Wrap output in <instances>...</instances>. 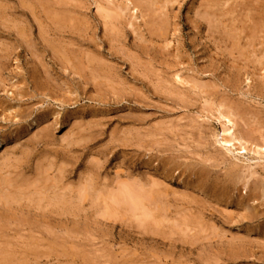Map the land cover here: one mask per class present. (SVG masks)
Returning <instances> with one entry per match:
<instances>
[{
  "label": "rangeland",
  "instance_id": "374dc122",
  "mask_svg": "<svg viewBox=\"0 0 264 264\" xmlns=\"http://www.w3.org/2000/svg\"><path fill=\"white\" fill-rule=\"evenodd\" d=\"M218 1L238 49L209 0H0V257L264 264V0Z\"/></svg>",
  "mask_w": 264,
  "mask_h": 264
},
{
  "label": "bare ground",
  "instance_id": "6f19581e",
  "mask_svg": "<svg viewBox=\"0 0 264 264\" xmlns=\"http://www.w3.org/2000/svg\"><path fill=\"white\" fill-rule=\"evenodd\" d=\"M19 1V0H18ZM37 1V0H36ZM132 1V0H131ZM139 1V0H138ZM140 1H142V0H140ZM228 1L229 0H227V1H225V2H227L228 3ZM69 2V1H68ZM108 2H109V0H108ZM147 2V1H146ZM145 2V3H146ZM162 2V1H161ZM165 2V1H164ZM170 2V1H169ZM209 2H211V4L209 3V5H208V7L209 8H212L213 7V10H212V12L213 13H210V15H211V17H212V14H213V16H214V23H218V25L220 24V26H221V28L223 29V31L222 30H220V26H217V25H215L214 26V28L216 29V28H218V31L221 33V32H223V34H222V36H221V38L223 39V41L224 42H231L230 44H232V47L234 46H236V44H234V42H233V40H234V38H236L237 40H242V42H244V40L243 39H245V37L246 36H248V34H246V33H244L245 31H248V30H245V28H244V26H246L247 24H246V20H248V19H246V20H243V21H239V20H236L234 17H229V16H232L231 15V13L233 12V9H231L229 6L228 7H225V5L222 3V9H215V7H219V5H221V3H219L220 1H218V0H209ZM259 2V1H258ZM23 3V2H22ZM22 3H21V5H22ZM62 3V2H61ZM97 3V2H96ZM135 3V2H134ZM132 3V6L133 5H136L137 3ZM141 3V2H140ZM139 3V4H140ZM159 3H160V1H159ZM166 3V2H165ZM206 3V2H205ZM69 4V3H68ZM115 4H116V2H115ZM147 4V3H146ZM151 4H152V2H151ZM157 4V3H156ZM155 4V5H156ZM226 4V3H225ZM235 4V3H234ZM247 4V3H246ZM58 5V4H57ZM66 5V4H65ZM70 5V4H69ZM143 5H145V4H143ZM257 5H259V4H257ZM138 6V5H137ZM145 6H147V5H145ZM153 6V5H152ZM164 6V5H163ZM207 6V5H206ZM150 7V6H149ZM153 7H155V6H153ZM200 7H202V6H200ZM7 8V7H6ZM116 8H118V6L116 7ZM138 8H140V7H138ZM141 8H142V6H141ZM205 8V7H204ZM22 9V8H21ZM48 9V8H47ZM147 9V8H146ZM150 9V8H149ZM148 9V10H149ZM152 9V8H151ZM154 9H157V7H155ZM158 9H160V8H158ZM157 9V10H158ZM206 9H208V8H206ZM215 9V10H214ZM18 10V9H17ZM118 10V9H117ZM156 10V11H157ZM163 10V9H162ZM6 11V10H5ZM106 11V10H105ZM114 11V10H113ZM119 11V10H118ZM206 11V10H205ZM208 11H209V9H208ZM126 12V11H125ZM158 12H159V10H158ZM197 12V11H196ZM204 12V11H203ZM217 12V13H216ZM237 12V11H236ZM257 12V11H256ZM103 13H105V12H103ZM157 13V12H156ZM166 13V12H165ZM205 13V12H204ZM234 14H235V12H233ZM239 13V12H238ZM240 13H241V11H240ZM106 14V13H105ZM112 14V13H111ZM114 14V13H113ZM155 14V13H154ZM153 14V15H154ZM63 15V14H62ZM107 15V14H106ZM110 15V14H109ZM117 15V14H116ZM260 15V14H259ZM217 18H216V17ZM238 16V15H237ZM101 17V16H100ZM106 17V16H105ZM109 17V16H108ZM115 17V16H114ZM157 17H159V15L157 16ZM208 17V16H207ZM55 18V17H54ZM54 18H53V20H54ZM57 18V17H56ZM103 18V17H102ZM117 18V17H116ZM6 19V18H5ZM106 19H107V17H106ZM164 19V18H163ZM166 19V18H165ZM164 19V20H165ZM241 19H243V17H241ZM3 20V19H2ZM8 20V19H7ZM52 20V19H51ZM104 20V19H103ZM109 20V19H108ZM249 20H251V18H249ZM256 20V19H255ZM60 21V20H59ZM111 21V20H110ZM116 21V20H115ZM158 21V20H157ZM159 21H162V20H159ZM158 21V22H159ZM166 21V20H165ZM261 21V20H260ZM51 22H53V21H51ZM70 22V21H69ZM112 22V21H111ZM118 22V21H117ZM236 22H237V24H236ZM243 22V23H242ZM248 23H249V21H247ZM252 22H253V19H252ZM257 22V21H256ZM66 23H67V21H66ZM58 24V23H57ZM70 24H71V22H70ZM112 24V23H111ZM114 24V23H113ZM148 24V23H147ZM156 24H157V22H156ZM164 24V23H163ZM207 24V23H206ZM262 24V23H261ZM56 25V24H55ZM159 25V24H158ZM237 25H241L240 27H242V28H240L239 30L240 31H238L237 30V37L236 36H234V35H232V33L231 32H233L234 34H235V30L236 29H238L239 27L237 26ZM263 25V24H262ZM114 26V25H113ZM118 26V25H117ZM161 26V25H160ZM55 27V26H54ZM115 27V26H114ZM149 27V26H148ZM247 27H248V25H247ZM60 28V27H59ZM161 28H162V26H161ZM244 28V29H243ZM253 28V27H252ZM148 29H150V28H148ZM152 29H154L155 30V28H152ZM158 29V28H157ZM250 29H251V25H250ZM118 30V29H117ZM153 30V32H155ZM254 30H256V29H254ZM149 31V30H148ZM235 31V32H234ZM249 32V31H248ZM251 32H254V31H251ZM156 33V32H155ZM230 33V34H229ZM243 33V34H242ZM255 33H256V31H255ZM254 34V33H253ZM252 34V35H253ZM11 32H10V29L7 27V25H2V24H0V36H2V38H4L5 40H7V39H9L10 37H11ZM13 35H15V34H13ZM104 35V34H103ZM157 35V34H156ZM260 35V34H259ZM251 37V36H250ZM253 38H255V37H253ZM11 39V38H10ZM81 39V38H80ZM90 39V38H89ZM261 39V38H260ZM232 40V41H231ZM246 40V39H245ZM92 41V40H91ZM237 43V42H236ZM222 44V43H221ZM238 44V43H237ZM247 45L246 46H254V41L253 40H250L249 42H247L246 43ZM6 45H7V43H4L1 47H0V51H2V53H5L4 54V56H8V52L6 51ZM223 45V44H222ZM239 45V44H238ZM243 45V44H242ZM241 45V46H242ZM221 46V45H220ZM228 46V45H227ZM224 47V46H223ZM232 47H230V49L232 48ZM233 47V48H234ZM240 47V46H239ZM245 47V46H244ZM249 47V48H250ZM259 48H260V46H258ZM224 48H227V47H224ZM228 48H229V46H228ZM227 48V49H228ZM236 48V47H235ZM247 48V47H246ZM236 49H238V48H236ZM242 49H243V47H242ZM241 49V50H242ZM251 49V48H250ZM232 50V49H231ZM231 50H229V54L231 53L230 51ZM246 50V49H245ZM233 51V50H232ZM251 51V50H250ZM240 52H242V51H240ZM20 53V52H19ZM239 53V52H238ZM252 53V52H251ZM54 55V54H53ZM232 55V54H231ZM241 55V54H240ZM240 55H238V56H240ZM247 55V54H246ZM242 56L243 55H241L240 57L242 58ZM260 56V55H259ZM264 56V55H263ZM230 57V56H229ZM235 57V56H234ZM256 57V56H255ZM251 58V57H250ZM258 58V57H257ZM7 59V58H6ZM236 60H237V57L235 58ZM238 59H239V57H238ZM247 59H249V57L247 58ZM252 59V58H251ZM251 59H249V61L251 60ZM259 59H261V58H259ZM51 60V59H50ZM253 60V59H252ZM251 60V61H252ZM65 61V60H64ZM248 60H246V62H247ZM250 61V62H251ZM260 61V60H259ZM258 61V62H259ZM245 62V61H244ZM255 62V61H254ZM253 63V62H252ZM248 64V63H247ZM254 64V63H253ZM67 65H68V63H67ZM260 65V64H259ZM258 64H257V66H259ZM254 66V65H253ZM261 66V65H260ZM69 67V66H68ZM0 70H1V68H0ZM178 76V75H177ZM176 76V77H177ZM231 77V76H230ZM178 78H179V76H178ZM177 79V78H176ZM178 80V79H177ZM180 80V79H179ZM249 81H250V78L248 79ZM248 81V82H249ZM176 83H179V82H175V84ZM141 86H142V84H141ZM260 88V90H259V92L260 93H262L263 91H264V86H261L260 84L258 85ZM257 86V87H258ZM245 87H246V84H245ZM225 90V89H224ZM226 91V90H225ZM257 91V90H256ZM229 92V91H228ZM27 94V93H26ZM253 95V94H252ZM256 95V94H255ZM259 95V94H258ZM18 96V95H17ZM262 96V95H261ZM260 97V96H259ZM263 97V96H262ZM257 98H258V96H257ZM252 99V98H251ZM55 100H57V99H55ZM261 100V99H260ZM263 100V99H262ZM261 100V101H262ZM30 105V104H29ZM211 105V104H210ZM230 105V104H229ZM257 105V104H256ZM31 106V105H30ZM35 106V105H34ZM208 106V105H207ZM212 106V105H211ZM216 106H218V105H216ZM220 106H222V105H220ZM29 107V106H28ZM225 107V106H224ZM12 108V107H11ZM10 108V109H11ZM217 108H219V107H217ZM229 108H231V107H229ZM6 109V108H5ZM9 109V110H10ZM16 109V108H15ZM14 109V110H15ZM8 110V109H7ZM8 110V111H9ZM16 110H18V108L16 109ZM219 110V109H218ZM11 111V110H10ZM9 111V112H10ZM220 111V110H219ZM12 112V111H11ZM10 112V113H11ZM13 113V112H12ZM19 113V112H18ZM56 114V113H55ZM28 115V114H27ZM7 116H10V114H8ZM6 116V117H7ZM14 116V115H13ZM219 116L221 117V118H224V119H226V121H227V123H231V121H230V119H229V117H226V116H224V115H222L221 113H219ZM2 117V116H1ZM22 117H24V116H22ZM14 118V117H13ZM235 119V118H234ZM233 119V120H234ZM216 120V119H215ZM8 121H11V120H8ZM219 121V120H218ZM237 121V120H236ZM217 122V121H216ZM235 123V122H234ZM236 124H238V123H236ZM242 124V123H241ZM7 125V124H6ZM5 125V126H6ZM240 125V124H239ZM10 126V125H9ZM241 126V125H240ZM17 127V126H16ZM233 128V127H232ZM244 128V127H243ZM1 129V128H0ZM6 130V129H5ZM222 131V130H221ZM226 131H228V130H226ZM226 131H223L222 132V135H221V139L220 140H218V144H220V146H222L228 153H234L233 151H236V154L238 155V154H243V153H246V151H247V149L243 146V143H241L242 142V139H241V137H239L238 135L236 136H234L233 138H222L223 137V135H226L225 134V132ZM12 133H13V131H12ZM202 133V132H201ZM227 133V132H226ZM149 134V133H148ZM151 134V133H150ZM154 135V134H153ZM218 135V134H217ZM229 135V134H228ZM151 136V135H150ZM242 136V135H241ZM249 136V135H248ZM252 136V135H251ZM148 137V136H147ZM152 137H154V136H152ZM219 137V136H218ZM230 137V136H229ZM243 137V136H242ZM245 137V136H244ZM246 138V137H245ZM219 139V138H218ZM244 139V138H243ZM144 140H146V139H144ZM151 140H153V139H151ZM157 140V139H156ZM163 140V139H162ZM247 140V139H246ZM165 141V140H164ZM251 141V140H250ZM256 141V140H255ZM258 141V140H257ZM259 142V141H258ZM261 142V141H260ZM216 144V143H215ZM236 144H238L239 145V147H237L236 146ZM260 145H261V143H259ZM155 145H157V144H155ZM154 145V146H155ZM140 146V145H139ZM263 146V145H262ZM153 147V146H152ZM148 150H150V149H148ZM261 150H262V148H261ZM233 159V158H232ZM155 163V162H154ZM211 166V165H210ZM212 167V166H211ZM214 168V167H213ZM152 169H155V170H160V167H159V165L157 164V165H153L152 166ZM130 170V169H129ZM192 171V170H191ZM242 173H244V172H242ZM246 173V172H245ZM245 173L243 174V176L245 175ZM252 173L253 172H251V175H252ZM145 174V173H144ZM195 177H197L196 176V174L195 173H192ZM254 174V173H253ZM149 175V174H148ZM145 177H147V174H146V176ZM245 177V176H244ZM248 177V176H247ZM249 177H251V176H249ZM241 178H242V176H241ZM137 179V178H136ZM135 179V180H136ZM150 180V179H149ZM242 180H243V178H242ZM134 181V180H133ZM137 182H138V180H136ZM150 182H151V180H150ZM149 182V183H150ZM242 182V181H241ZM132 183V182H131ZM139 183V182H138ZM151 183H153V186H154V184H155V186L157 187L159 184L158 183H161L159 180H158V185L156 184V182H151ZM124 184H126V185H128L126 182H124ZM135 183H133L132 185H134ZM147 184L148 183H146V187H147V189H148V191L150 190L151 192L153 191V189H155L156 187H152V184H149L150 186H151V188L149 189L148 188V186H147ZM165 184V183H164ZM192 184V183H191ZM140 185H142V184H140L139 183V186ZM144 185V184H143ZM161 186H162V184H161ZM121 187H123V186H121ZM127 187V186H126ZM128 187H129V185H128ZM127 187V188H128ZM132 187V186H131ZM130 187V188H131ZM136 188H139L138 186H135ZM145 187V188H146ZM162 187H164V186H162ZM165 187H166V185H165ZM164 187V188H165ZM167 187H169V185L167 186ZM124 188V187H123ZM135 188V189H136ZM158 188V187H157ZM156 188V189H157ZM142 189H144V187H142ZM142 189H140L139 188V195L142 193V194H144L145 192H144V190L143 191H140V190H142ZM130 190H134V187L132 188V189H129V191ZM138 190V189H137ZM159 190V189H158ZM186 190V189H185ZM123 191V190H122ZM146 191V190H145ZM150 191L149 192H146L144 195H148L149 193H150ZM125 192L127 193V191L125 190ZM134 192V191H133ZM136 192V191H135ZM185 192V191H184ZM188 192V191H187ZM125 193V194H126ZM160 193V192H159ZM122 194H124V193H122ZM134 194V193H133ZM141 194V197H142V199L144 198V196ZM151 194V193H150ZM156 194V193H155ZM161 194V193H160ZM130 195V194H129ZM135 195H137V193L135 194ZM164 195V194H163ZM9 196H11V195H9ZM126 196H127V194H126ZM138 196V195H137ZM150 196V195H149ZM131 197V196H130ZM141 197H140V200H141ZM146 197H148V196H146ZM165 197H167V196H165ZM132 198H134L133 196H132ZM139 198V197H138ZM154 197H152L151 198V196H150V198H149V202H150V199H153ZM156 198V197H155ZM159 198H163V196L162 197H160V195H159ZM164 199H166V198H164ZM145 200H146V198H145ZM154 200V199H153ZM138 201V200H137ZM152 201V200H151ZM155 201V200H154ZM158 201H160V200H158ZM141 202V201H140ZM139 202V203H140ZM146 202H148V201H146ZM7 203V202H6ZM135 203H136V201H135ZM151 203V202H150ZM159 203V202H158ZM137 204V203H136ZM148 204V203H147ZM154 204V203H153ZM160 204V203H159ZM158 204V205H159ZM19 205V204H18ZM138 205V204H137ZM150 206H148V205H145V201L143 200L142 202H141V204H140V208L139 209H141L140 211L142 212V210H143V208L145 209V211L147 210L146 208L147 207H150V208H152V210H155V208L153 209V207H155V206H153L152 204H149ZM154 205H156V203L154 204ZM167 205H169V204H167ZM136 206V205H135ZM147 206V207H146ZM161 206V205H160ZM163 206V205H162ZM146 207V208H145ZM165 207V206H164ZM163 207V208H164ZM138 207H136V209H137ZM139 209H137V211L139 210ZM149 211H151V209H148ZM157 211H159V213H160V210H158V208L156 209ZM155 210V211H156ZM145 211H143V212H145ZM165 211V210H164ZM139 212V211H138ZM148 212V211H147ZM152 213L154 212V211H151ZM167 212V211H166ZM140 213V212H139ZM154 214H155V212H154ZM153 215V214H152ZM162 215H164V214H162ZM142 216V215H141ZM154 216V215H153ZM161 216V215H160ZM165 216V215H164ZM155 217V216H154ZM158 217H159V215H158ZM229 218V217H228ZM158 218H156V220L154 219V221H158L157 220ZM163 219V218H162ZM223 219V218H222ZM159 220H160V218H159ZM165 220H166V218H165ZM165 220H163V221H165ZM224 220V219H223ZM153 221V222H154ZM159 222V221H158ZM161 222H162V220H161ZM160 222V223H161ZM163 223V222H162ZM158 226V225H157ZM159 227V226H158ZM190 227V226H189ZM191 228V227H190ZM19 244V243H18ZM71 248H72V246H71ZM83 249H84V247H83ZM86 251V250H85ZM24 252H25V250H24V248L23 247H20V251H19V258H18V260L20 261H18L16 264H23L22 263V261H23V259H24ZM94 253V252H93ZM100 253H102V252H100ZM11 254V253H10ZM99 254V253H98ZM96 256V255H95ZM105 256V255H104ZM103 256V257H104ZM102 257V258H103ZM131 257V256H130ZM101 258V259H102ZM107 259H108V257H107ZM168 260V259H167ZM214 261V260H213ZM107 264H132V263H134V260H132V259H127V258H121V259H119V260H109L108 262H106ZM105 263V264H106ZM139 263V262H138ZM0 264H11V260H9L8 258H6L5 256H1L0 257ZM89 264H95V262L94 263H89ZM102 264H103V262H102ZM135 264V263H134ZM141 264V263H140ZM142 264H144V263H142ZM166 264V263H165ZM190 264V263H189Z\"/></svg>",
  "mask_w": 264,
  "mask_h": 264
}]
</instances>
